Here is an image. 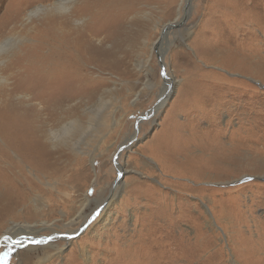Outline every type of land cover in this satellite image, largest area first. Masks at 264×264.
<instances>
[{
	"label": "rangeland",
	"instance_id": "rangeland-1",
	"mask_svg": "<svg viewBox=\"0 0 264 264\" xmlns=\"http://www.w3.org/2000/svg\"><path fill=\"white\" fill-rule=\"evenodd\" d=\"M55 1L0 0V41L22 39L0 80V109H22L0 120V264H264V0H74L6 23ZM53 73L48 98L33 80ZM71 120L84 153L9 145Z\"/></svg>",
	"mask_w": 264,
	"mask_h": 264
},
{
	"label": "bare ground",
	"instance_id": "bare-ground-1",
	"mask_svg": "<svg viewBox=\"0 0 264 264\" xmlns=\"http://www.w3.org/2000/svg\"><path fill=\"white\" fill-rule=\"evenodd\" d=\"M73 3H74V0H56L53 4L50 5V8H45L43 6H36L33 9L29 10L26 14H24V16L22 18H18L16 16H11L6 23L7 24H9V23H15L16 24L17 22H19L21 20H33L34 18L39 16L41 12H44L48 9H53L57 12H67L71 9ZM8 16H10V15H8ZM111 28H112V26H111ZM169 28H171V27H169ZM96 32H98V31H96ZM18 41H22V39L18 33H12L10 36H8V37H6L0 41V80H5L2 77V74L5 71V66L3 63L5 61L7 54H8V51L13 45L17 44ZM153 47H154V44L151 47V50H153L152 49ZM96 51H98V50H96ZM40 58H42V57H40ZM40 58H37V60ZM138 69L141 72H143V71H147L146 69H148V67L146 64H144V65H141ZM53 74H54V78H52L50 74H47V76L46 75H38L33 80V82H35V84L39 88L47 91L46 95L48 96V98L54 97L57 94V92L61 91L64 87V84H63L64 80L63 79L69 78V73H63L60 75H56L55 73H53ZM0 84H1V81H0ZM1 106L2 105H0V107ZM21 110L22 109L20 107H10L7 111L0 109V120H2L6 115L16 117ZM79 126H81V122L79 120H71V121L63 123L57 129H55V128L50 129L44 134L45 136L48 137V143L41 142V143H38L36 145L27 144L25 148L28 151L25 153L23 152L22 144L20 145L17 142L11 141V142H9V145L16 149V151L19 153V155L22 157L23 160H27L28 158H29L28 160H33V159H35V157L36 158H46L44 160V162H46L47 159L56 160L55 154L58 153L59 148H61V147H66L67 150H69L73 153H84L80 146L85 141V139L81 138L82 132L80 130H77V128ZM4 132H5L7 138H10L13 135V133H11L9 129H7L5 126H3V128H2V125L0 124V137L1 138L4 137ZM85 134H87V133H85ZM49 145L53 146L55 148L56 152L52 157L48 158V156H50L52 154L50 151H48ZM47 166H48L47 163H44V167H47ZM4 206H6V205L0 203V208H2ZM79 214H81V212H79ZM1 219L2 218H0V220ZM27 226H28V224H27ZM37 230H39V229H37ZM9 231H11L10 228L7 231H5L3 235L0 236V247L3 246V244L5 243V238H11V240H13L12 237L8 234ZM26 239L29 241H27ZM34 240H43V239L38 238V237L34 238L32 236H26V237H22L21 240H16V241H22L23 245H26V244H29V246H30V244L37 245V244L32 243V241H34ZM45 240H48V238ZM8 241H10V240H8ZM49 241H52V240H49ZM8 244L9 243H5V245H8ZM22 244H18V245H22ZM48 248H50V247H48ZM34 250L37 251L38 249H34ZM60 252H62V251L60 250ZM36 259H38L37 263H39V261H46L49 258L47 256L41 257V256L37 255Z\"/></svg>",
	"mask_w": 264,
	"mask_h": 264
},
{
	"label": "snow or ice",
	"instance_id": "snow-or-ice-1",
	"mask_svg": "<svg viewBox=\"0 0 264 264\" xmlns=\"http://www.w3.org/2000/svg\"><path fill=\"white\" fill-rule=\"evenodd\" d=\"M10 238H5V243H7L8 242V240H9ZM52 238L51 237H49L48 238V240H34V241H32V243H34V244H37V245H39V244H46V243H48L49 242V240H51ZM16 243L17 244H22L23 242L22 241H16ZM7 253L5 254V257H7ZM5 264H7V260L5 259Z\"/></svg>",
	"mask_w": 264,
	"mask_h": 264
},
{
	"label": "water",
	"instance_id": "water-1",
	"mask_svg": "<svg viewBox=\"0 0 264 264\" xmlns=\"http://www.w3.org/2000/svg\"><path fill=\"white\" fill-rule=\"evenodd\" d=\"M169 26H171V25H169ZM168 28H169V27H166V29H168ZM166 29L163 31V34L166 33V31H167ZM163 34H162V35H163ZM159 59L162 60L161 58H159Z\"/></svg>",
	"mask_w": 264,
	"mask_h": 264
}]
</instances>
